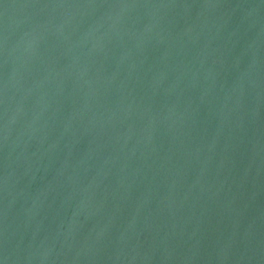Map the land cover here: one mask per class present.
Segmentation results:
<instances>
[{
  "label": "water",
  "instance_id": "water-1",
  "mask_svg": "<svg viewBox=\"0 0 264 264\" xmlns=\"http://www.w3.org/2000/svg\"><path fill=\"white\" fill-rule=\"evenodd\" d=\"M0 264H264V0H0Z\"/></svg>",
  "mask_w": 264,
  "mask_h": 264
}]
</instances>
